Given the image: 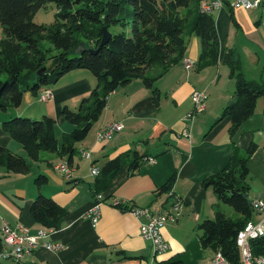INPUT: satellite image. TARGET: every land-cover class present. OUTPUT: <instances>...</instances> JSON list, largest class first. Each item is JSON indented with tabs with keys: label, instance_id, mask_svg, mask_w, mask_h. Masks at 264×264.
I'll list each match as a JSON object with an SVG mask.
<instances>
[{
	"label": "crops",
	"instance_id": "1",
	"mask_svg": "<svg viewBox=\"0 0 264 264\" xmlns=\"http://www.w3.org/2000/svg\"><path fill=\"white\" fill-rule=\"evenodd\" d=\"M206 1L209 0L199 2L198 7L201 9ZM211 14L220 42L218 63L198 70L201 40L194 32L186 33L185 58L196 66L186 71L183 62L173 65L152 89L142 80H135L112 93L88 137L74 144L71 177L58 172L57 166L67 167L68 162L67 157L58 153L44 152L39 162L30 160L23 146L2 128L12 113L1 111L0 145L26 158L31 167L25 175L8 174L0 169V248L1 226L6 222L13 229L26 227L31 234L39 229L54 231L49 241L61 246L57 251L40 248L20 264H212L215 254L203 248L199 226L215 218L218 211L233 219L240 216L202 183L227 167L234 147L241 153L255 147L247 164L248 196L251 202L264 200V97L257 100L253 115L234 134L230 118L220 120L236 91V78L224 63L227 52L234 53L246 80L264 85V24L260 10L233 11L225 6ZM4 37L0 25V39ZM160 72L153 69L149 76ZM98 84L88 70L71 71L51 87L54 93L51 103L41 102L39 93L26 92L16 113L31 119L52 118L61 150L64 136L75 129L62 116L63 108L77 112L80 102L90 97ZM195 91L207 93L208 107L188 127L187 138L182 133L187 128L185 118L194 109ZM112 123H121L123 130L108 142H98V132ZM83 151H90L91 158L83 157ZM134 153L144 157L136 170L132 169ZM128 154L108 187L100 192L107 201L94 226L90 211L98 195V176L91 174V168L95 165L101 169L107 161ZM150 158L155 159L154 164L148 163ZM60 162L63 163L57 165ZM41 175L47 177V183L39 187L35 181ZM171 178H174L172 189L161 192ZM39 195L54 200L67 212L55 229L43 228L33 218L32 204ZM114 199L164 212H172V206L179 202L175 220L169 221L163 230L170 247L166 254L153 260L150 244L140 235L139 221L128 211L111 206ZM260 220L261 215L253 210L249 222L255 224Z\"/></svg>",
	"mask_w": 264,
	"mask_h": 264
},
{
	"label": "trees",
	"instance_id": "2",
	"mask_svg": "<svg viewBox=\"0 0 264 264\" xmlns=\"http://www.w3.org/2000/svg\"><path fill=\"white\" fill-rule=\"evenodd\" d=\"M192 1L0 0V25L5 36L0 39L1 111L19 107L26 92L38 95L42 88H51L74 70L90 71L99 83L91 96L82 100L79 111L63 108L62 116L75 129L64 136L61 150L56 122L48 116L41 119L12 118L3 122V130L23 146L30 160L39 162L44 152L58 153L67 157L71 165L76 153L74 144L88 137L112 93L135 80H142L147 88L152 89L170 67L184 61L187 51L185 34L192 14L195 18L192 28L202 44L197 69L218 63L220 42L215 19L200 7L191 10ZM47 3L57 6L55 22L49 26L35 23L37 12ZM182 9L187 10L185 15H182ZM104 27L108 28L112 38L109 44L101 47ZM116 28L120 30L118 33L113 32ZM42 41H49L58 51L57 55L49 56V51L41 48ZM224 63L231 69V76L236 78L237 99L224 110L220 120L229 117L231 134H234L253 115L257 100L264 97V85L244 78L232 51L227 52ZM153 69L161 72L149 76ZM254 150L255 147H251L241 153L234 147L227 167L202 183L205 189L212 188L218 200L240 216L233 219L218 211L215 218L205 220L199 226L203 248L214 254L221 252L228 264H242L237 237L253 215L248 196L247 164ZM129 156L111 159L100 169L98 194L108 187ZM143 158L134 153L133 170L140 166L138 162ZM30 167L26 158L0 145V169L8 174L25 175ZM35 182L40 187L47 183V177L41 175ZM173 185L174 178H171L161 192L169 191ZM31 212L36 223L47 229H55L67 213L54 200L43 195L34 200ZM250 251L253 257L264 255V238L252 241Z\"/></svg>",
	"mask_w": 264,
	"mask_h": 264
},
{
	"label": "built area",
	"instance_id": "3",
	"mask_svg": "<svg viewBox=\"0 0 264 264\" xmlns=\"http://www.w3.org/2000/svg\"><path fill=\"white\" fill-rule=\"evenodd\" d=\"M225 6H228L233 11L239 9L245 11L261 10L264 13V0H209L206 1L205 13L207 11L223 9ZM195 66L194 61L190 59L186 62L184 68L186 71H190ZM193 99L194 109L186 116L185 122L187 124V128H185L182 133L183 136L187 138L190 137V129L188 127L192 126L197 117L202 115L208 107V96L205 91H195L193 93ZM39 100L44 103H51L54 100L53 90L47 87L42 88L39 92ZM112 130L122 131L123 126L121 123L110 124L105 130L98 132V142H108V136ZM85 156H89L91 158L90 151H85ZM148 163L154 164L155 159H148ZM58 172L67 177H71L73 170L71 169V165L67 162V168L58 169ZM91 174L94 177L99 176L100 169L93 165L91 168ZM170 195H172V193H170ZM106 201L107 199L103 195L98 194L96 196L95 204L90 211V219L94 226H97L99 222L101 207L106 203ZM111 206L128 211L139 221L140 235L144 241L150 244L151 254H156L157 259L168 252L170 247L163 237V230L169 221L175 220V215L179 210V202H176L172 206V212L155 211L149 207H138L118 199L112 200ZM252 207L254 211L261 215V220L258 223H255L253 232L242 233L241 230L242 242L239 243V249H247V257H243V261H248L249 264H264V255H260L259 260H252L250 256L251 242L264 238V200H252ZM1 232L3 238L2 246L0 248V264H20L24 260V257L31 256L40 248H46L50 251H57L61 248L60 245L49 241V238L54 231L43 232L39 229L35 234H31L29 229L26 227L20 226L13 229L6 222H4L1 226ZM221 262H225L224 256L219 257L213 261L212 264ZM109 264L117 263L111 262Z\"/></svg>",
	"mask_w": 264,
	"mask_h": 264
},
{
	"label": "rangeland",
	"instance_id": "4",
	"mask_svg": "<svg viewBox=\"0 0 264 264\" xmlns=\"http://www.w3.org/2000/svg\"><path fill=\"white\" fill-rule=\"evenodd\" d=\"M198 8V3L197 1L193 0L192 1V4H191V10H195ZM181 11L182 12V15H185L187 13V10L185 9H182ZM261 11V10H260ZM57 13V6L55 3H47L46 5H44L36 14L35 16V23L37 24H44V25H52L54 22H55V15ZM262 15H261V22L262 24H264L263 22V16H264V13L263 11H261ZM194 14L191 15L190 17V20L188 22V25H187V29H186V33H192L194 32L193 31V28H192V25L194 24ZM120 30L118 28L114 29V33H118ZM41 48L44 49V50H47L49 51V56H54V55H57L58 51L56 50V48L49 42V41H42L41 42ZM257 78V77H256ZM81 103L78 105L77 109L76 110H80V107H81ZM17 108L18 107H11L9 108V110L5 113H12V118H16V117H26V118H29V116H27L26 114H21V115H18V113H16L17 111ZM0 113H1V110H0ZM32 118V117H31ZM9 119V120H10ZM36 119V118H34ZM95 130V129H94ZM94 130L92 133H94ZM110 141V140H108ZM63 162H60L58 163L57 165L61 164ZM56 165V166H57ZM55 166V167H56ZM230 207V206H229ZM233 209V208H231ZM234 211V210H233ZM236 215H239L237 214L236 212H234ZM228 215V214H227Z\"/></svg>",
	"mask_w": 264,
	"mask_h": 264
},
{
	"label": "bare ground",
	"instance_id": "5",
	"mask_svg": "<svg viewBox=\"0 0 264 264\" xmlns=\"http://www.w3.org/2000/svg\"><path fill=\"white\" fill-rule=\"evenodd\" d=\"M205 9H206V3H204V4L201 6V10H202L203 12H205ZM212 12H213V11H207L206 13L211 14ZM188 60H190V59H187V58L184 59V61H183L184 66H185V64H186V62H187ZM117 132H120V130H112V131L110 132V135L108 136V140H111V139L113 138L114 134L117 133ZM82 155H83V157H85V158H89V156H85V151H83ZM64 168H67V167H65V166H63V165H59V166H57V170H58V169H64ZM251 206H252V202H251ZM252 209H253V207H252ZM254 228H255V224L249 223V224L246 226V228L243 229L242 233H250V232H253V231H254ZM41 231H43V232H51V231H47V230H41ZM242 233L240 232L239 235H238V237H237V246H238V247H239V243L242 242ZM240 250H241V255H242V264H249L248 261H243V257H247V249H240ZM151 255H152L153 260L157 257L156 254H151ZM221 256H223V254H222L221 252L216 253L213 261H215L216 259H218V258L221 257ZM250 256H251L252 260H259V258H260V256H258V257H253L251 251H250ZM26 258H27V257H24V259H26ZM224 258H225V257H224ZM217 264H228V262H227V260H226V258H225V262H221V263H217Z\"/></svg>",
	"mask_w": 264,
	"mask_h": 264
},
{
	"label": "water",
	"instance_id": "6",
	"mask_svg": "<svg viewBox=\"0 0 264 264\" xmlns=\"http://www.w3.org/2000/svg\"><path fill=\"white\" fill-rule=\"evenodd\" d=\"M111 38H112V34H111L110 31L108 30V28H107V27L102 28V41H101V47H102V46H105V45H107V44H109ZM92 52L97 53L98 50H96V51L93 50ZM40 74H41V72H40ZM0 96H1V95H0ZM236 99H237V95L234 96V100L231 102V104H233L234 101H235ZM231 104H230V105H231Z\"/></svg>",
	"mask_w": 264,
	"mask_h": 264
}]
</instances>
